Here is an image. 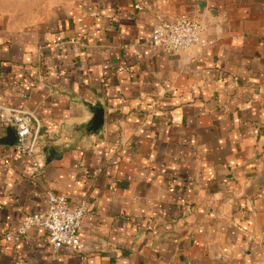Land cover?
<instances>
[{"label":"crops","instance_id":"0c3cea01","mask_svg":"<svg viewBox=\"0 0 264 264\" xmlns=\"http://www.w3.org/2000/svg\"><path fill=\"white\" fill-rule=\"evenodd\" d=\"M183 16L204 46L149 43ZM0 103L59 154L30 174L0 121V264H264V0H0ZM47 190L85 202L81 249L6 239Z\"/></svg>","mask_w":264,"mask_h":264},{"label":"built area","instance_id":"2783aa9c","mask_svg":"<svg viewBox=\"0 0 264 264\" xmlns=\"http://www.w3.org/2000/svg\"><path fill=\"white\" fill-rule=\"evenodd\" d=\"M149 43L168 53L183 52L194 46H204L206 38L202 23L190 17L160 20L153 27ZM0 121L15 132V150L28 157L30 174L38 173L41 160L40 122L33 111L0 103ZM46 209L28 213L18 226L6 235L7 240H21L33 227H41L47 233L55 249L73 247L81 249L79 240L81 223L86 215L84 201L70 205L63 194L46 191Z\"/></svg>","mask_w":264,"mask_h":264},{"label":"water","instance_id":"95a60500","mask_svg":"<svg viewBox=\"0 0 264 264\" xmlns=\"http://www.w3.org/2000/svg\"><path fill=\"white\" fill-rule=\"evenodd\" d=\"M199 5L201 6L202 3H199ZM83 103L90 116L86 122L78 126V131H80L85 136L97 135L103 129V124H104L103 105L99 101H96L94 103L86 101ZM7 132L11 138L8 141V144H12L15 141V132L11 127L7 129ZM42 156L44 162L48 163L50 160H52V158L58 157L59 154L52 146L45 145L42 147Z\"/></svg>","mask_w":264,"mask_h":264}]
</instances>
